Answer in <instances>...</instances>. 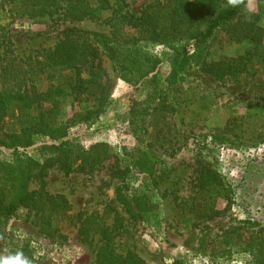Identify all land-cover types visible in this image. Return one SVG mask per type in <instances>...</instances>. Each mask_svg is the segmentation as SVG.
<instances>
[{
	"label": "trees",
	"instance_id": "obj_1",
	"mask_svg": "<svg viewBox=\"0 0 264 264\" xmlns=\"http://www.w3.org/2000/svg\"><path fill=\"white\" fill-rule=\"evenodd\" d=\"M247 2L148 0L132 12L122 0H9L15 14L99 20L109 32L67 27L51 48L38 56L19 57L11 32L0 24V145L13 150L12 161L0 160V225L24 207L37 231L48 239H63V221H73L77 239L95 250L94 264H150L134 250L122 252L117 245L119 236L129 232L126 218L135 222L156 209L149 197L119 189L102 212L84 211L72 218L67 199L51 194L45 177L53 166L65 174L104 171L121 179L153 177L143 148L158 146L174 154L184 146L177 138L181 133L164 81L173 85L190 69L216 80L257 70L264 73V0H258L257 11L248 10ZM231 44L239 48L218 52ZM156 46L169 52L164 77ZM103 55L111 59L118 78L143 85L147 92L126 112V133L134 142L120 146L119 153H111L105 140L82 147L70 136L72 127L97 124L112 112V80ZM233 122L234 118L228 120L225 128L232 129ZM236 127L242 130L241 124ZM143 136L148 140L144 144ZM193 150L196 189L178 206L196 226L213 217L219 200L230 204L233 190L211 164L209 144H194ZM31 240L11 239L9 257L0 264H32ZM240 247L254 264H264L263 239H249Z\"/></svg>",
	"mask_w": 264,
	"mask_h": 264
},
{
	"label": "rangeland",
	"instance_id": "obj_2",
	"mask_svg": "<svg viewBox=\"0 0 264 264\" xmlns=\"http://www.w3.org/2000/svg\"><path fill=\"white\" fill-rule=\"evenodd\" d=\"M122 1L130 11L137 12L148 0ZM246 7L257 11L258 0H248ZM0 24L11 32L19 57L38 56L51 48L67 27L109 32V27L99 20L15 14L9 0H0ZM237 48L235 44L224 45L218 52L232 53ZM154 52L163 61L160 72L164 77L169 70V52L158 46ZM103 65L112 80L111 116L90 126L72 127L70 136L82 147L105 140L111 153H119L120 146L134 142L132 135L126 133V112L132 101L144 99L147 92L143 85L118 78L107 55H103ZM163 86L168 101L175 107L174 120L181 133L177 138L184 146L174 154L158 146L144 147L153 177L129 175L121 179L104 171L65 174L53 166L45 177L46 189L67 199V214L72 218L84 211L102 212L119 189L149 197L156 209L135 222L126 218L129 232L119 236L117 245L122 252L134 250L150 264H254L240 244L253 238L264 240V208L260 207V199L264 200V73L257 70L216 80L190 69L181 73L173 85L164 81ZM233 118L232 129H226V122ZM140 141L144 144L148 140L143 136ZM202 143L211 147V164L231 185L233 201L227 205L219 200L213 217L193 226L178 205L194 195L193 147ZM12 152L0 145V160L12 161ZM72 222L63 221V239H48L37 231L27 209L20 207L14 216L1 222L0 260L9 257L11 239L30 237L35 245L32 264H94V248L77 239ZM226 238L228 243L224 244Z\"/></svg>",
	"mask_w": 264,
	"mask_h": 264
},
{
	"label": "crops",
	"instance_id": "obj_3",
	"mask_svg": "<svg viewBox=\"0 0 264 264\" xmlns=\"http://www.w3.org/2000/svg\"><path fill=\"white\" fill-rule=\"evenodd\" d=\"M260 201H261V205H262V206H260V207H261V208H264V200L260 199Z\"/></svg>",
	"mask_w": 264,
	"mask_h": 264
}]
</instances>
